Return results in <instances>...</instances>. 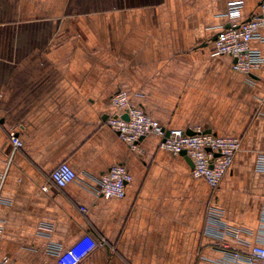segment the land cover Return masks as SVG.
Masks as SVG:
<instances>
[{"label":"crops","instance_id":"0c3cea01","mask_svg":"<svg viewBox=\"0 0 264 264\" xmlns=\"http://www.w3.org/2000/svg\"><path fill=\"white\" fill-rule=\"evenodd\" d=\"M229 1L0 0V258L58 264L53 247L85 233L105 245L79 264H219V241L245 253L262 242L264 67L246 75L213 54ZM261 1L243 0V19ZM119 90L167 128L239 138L219 187L157 136L121 140L105 123ZM10 130L23 143L12 158ZM63 162L78 177L57 188ZM120 163L125 197L97 195Z\"/></svg>","mask_w":264,"mask_h":264},{"label":"built area","instance_id":"2783aa9c","mask_svg":"<svg viewBox=\"0 0 264 264\" xmlns=\"http://www.w3.org/2000/svg\"><path fill=\"white\" fill-rule=\"evenodd\" d=\"M243 4V0L228 2L224 14L226 24L220 27L217 38L213 39L211 44L214 55L231 57L234 70L250 75L264 67V0L259 3L257 12L246 19L242 16ZM227 24L229 27H226ZM253 40H259L262 46L252 48ZM111 102L114 111L108 115L105 123L129 146L135 147L142 138L151 135L159 137L162 149L177 155L186 151L193 163V175L205 179L213 189L219 187L231 170L241 147L239 138L220 136L201 128H195L193 134L181 128H167L147 113L141 105L134 103L125 90L116 92ZM9 137L13 148L10 156L12 158L14 150L23 143L13 130L9 131ZM257 169L264 171V153L259 156ZM77 177V172L67 162L61 163L50 174L51 182L57 188L66 187ZM131 179L132 175L125 164H115L98 178L94 191L97 195L121 199L125 197L126 186ZM48 189L49 186H43L44 191ZM209 216L213 223L221 225L222 213L217 210L216 205H211ZM221 230L228 232L230 228L227 226ZM260 236L262 242L250 245L246 253L238 245L219 241L217 246L225 253L219 264H264V218ZM104 245V240L96 238L91 233H85L70 247H53L52 250L58 264H79L93 250ZM0 264L14 262L3 256L0 258Z\"/></svg>","mask_w":264,"mask_h":264},{"label":"water","instance_id":"95a60500","mask_svg":"<svg viewBox=\"0 0 264 264\" xmlns=\"http://www.w3.org/2000/svg\"><path fill=\"white\" fill-rule=\"evenodd\" d=\"M226 27H229V25L227 24ZM216 38H217V34L214 36V39H216ZM125 118H128V116H125ZM168 133H169V132H167V134H168ZM188 133H189V134H193L194 131H193V130H188ZM180 154L183 155V156H185V158L187 159V161H188V162L190 163V165L193 167L192 160L187 156L186 151H182Z\"/></svg>","mask_w":264,"mask_h":264}]
</instances>
